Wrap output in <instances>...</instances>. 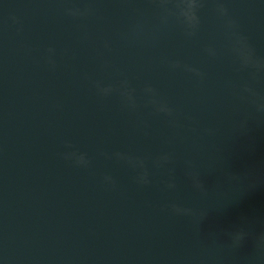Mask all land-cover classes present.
<instances>
[{"label": "water", "instance_id": "1", "mask_svg": "<svg viewBox=\"0 0 264 264\" xmlns=\"http://www.w3.org/2000/svg\"><path fill=\"white\" fill-rule=\"evenodd\" d=\"M189 3L0 0V264H264V0Z\"/></svg>", "mask_w": 264, "mask_h": 264}, {"label": "clouds", "instance_id": "2", "mask_svg": "<svg viewBox=\"0 0 264 264\" xmlns=\"http://www.w3.org/2000/svg\"><path fill=\"white\" fill-rule=\"evenodd\" d=\"M196 0H190L189 7L185 10L184 14L187 18L193 22L194 24L198 22V17L196 15ZM250 59V57H246V60ZM80 160H83V157H80Z\"/></svg>", "mask_w": 264, "mask_h": 264}]
</instances>
